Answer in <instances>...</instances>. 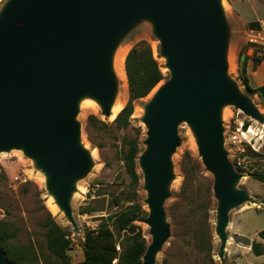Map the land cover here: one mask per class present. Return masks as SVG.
<instances>
[{
  "label": "water",
  "instance_id": "obj_1",
  "mask_svg": "<svg viewBox=\"0 0 264 264\" xmlns=\"http://www.w3.org/2000/svg\"><path fill=\"white\" fill-rule=\"evenodd\" d=\"M144 22L152 26L170 77L145 104L141 118L147 137L138 165L148 213L138 222L152 237L142 264H156L171 237L165 203L183 123L214 179L215 234L223 262L231 212L261 204L239 188L245 176L225 149L223 111L233 107L264 125L260 108L229 76L230 28L223 0H6L0 10V154L17 150L31 159L78 232L71 203L77 183L94 164L82 143L80 106L92 100L102 116L111 117L120 91L115 52ZM0 264H11L1 246Z\"/></svg>",
  "mask_w": 264,
  "mask_h": 264
},
{
  "label": "rangeland",
  "instance_id": "obj_2",
  "mask_svg": "<svg viewBox=\"0 0 264 264\" xmlns=\"http://www.w3.org/2000/svg\"><path fill=\"white\" fill-rule=\"evenodd\" d=\"M6 0L0 3V10ZM242 10L236 11L228 4V0H223L224 11L230 28L229 43V76L238 84L241 91L249 95L264 115V108L261 100L256 95L247 92L246 87L239 77L236 50L238 47H245L244 55L250 48L259 56H263V48L250 43L252 31L260 29V23L264 21V0H244ZM231 2V1H230ZM147 42L155 60L162 67V72L166 77L164 83L170 77L165 68L164 59L160 56V43L153 33L152 26L141 23L133 29L121 42L119 49L129 48V51L139 42ZM155 46V47H154ZM118 77V76H117ZM119 79V78H118ZM119 79V87L121 86ZM153 94L135 103L134 115L131 118V126L121 130L114 124V119H106L101 115V109L96 104V110L90 106H80L77 117L81 125L82 143L91 153L93 167L90 173L77 183V190L72 199V210L74 219L79 231H74L71 224L66 220L60 221L49 209V200L53 198L46 189V178L44 174L35 166V163L25 157L22 151L13 150L10 153L0 154V221L7 220L18 230L13 241L18 245H33L39 253H47L45 230L42 224L51 214L56 222L71 234L73 249L70 251L72 264L80 261L83 252L81 245L84 241L86 229H97L101 224L100 217L107 213H116L120 207H116L113 196L126 195L130 190L129 179L125 173L122 163V155L130 141L138 140L140 150L146 149L144 141L147 129L141 122L144 115V106ZM128 100V89L124 98V104ZM227 117L223 118L224 128L229 133L228 126L234 131L237 120H241L245 125H253L264 131V125L253 121L245 115L239 114L233 107H227ZM95 115L106 126H90L88 117ZM232 117H234L232 119ZM239 117V119H237ZM180 146L172 158L174 167V180L170 187V198L165 203L167 221L171 227V237L164 245L162 251L157 256L156 264H210L205 254L200 253L195 247L193 238L194 228L198 221H204V215L209 211V221L205 222L211 235L214 251L213 259L215 264H264V257H256L250 252L247 244L263 243L259 233L264 231V184L250 177L242 181L239 188L247 190L254 198L260 201V205L246 204L231 212V222L228 228L229 243L225 260L222 262L219 257V239L215 234L217 222V201L213 197L212 186L213 176L204 167L198 154L195 138L187 126L183 123L179 127ZM258 140V137H256ZM256 152L251 148H246V157L251 161L254 172L264 175V140H260L255 145ZM225 149L230 153L229 160L232 161L233 153L228 143ZM186 153H190L193 162L200 164L197 181L193 184L187 195H181L180 190L184 181V158ZM192 164L186 165L189 168ZM138 167L141 177L138 194L141 204L146 213L148 208L144 201L147 193L144 190L143 174ZM97 185V190H93L91 196L88 194L90 187ZM210 192V194H209ZM96 195H99L96 197ZM209 202L211 205H209ZM204 206L201 212L198 207ZM103 207L106 212L96 213L93 216L81 215L82 208L95 209ZM147 217V214L146 216ZM143 229V234L147 244L151 243L152 237L147 225L138 222ZM207 232V231H206Z\"/></svg>",
  "mask_w": 264,
  "mask_h": 264
},
{
  "label": "trees",
  "instance_id": "obj_3",
  "mask_svg": "<svg viewBox=\"0 0 264 264\" xmlns=\"http://www.w3.org/2000/svg\"><path fill=\"white\" fill-rule=\"evenodd\" d=\"M245 47L238 57L239 77L248 93L261 96L264 87L252 88L247 75V62L249 58L244 55ZM252 60L259 65L264 62V55L254 53ZM125 73L128 84V100L122 111L114 120V124L121 130L131 126V118L134 115L135 103L147 98L152 91L164 80L162 67L155 60L152 49L147 42L137 43L128 53L125 59ZM90 126H106L95 115L88 117ZM247 127V124L245 125ZM138 140L130 141L122 155V163L129 179V192L122 196H113L116 207H120L116 213H107L101 216V224L97 229H86L81 249L84 260L78 264H142L143 256L147 250V241L143 229L138 225V220L146 216V211L139 199L138 187L141 177L138 172V159L141 154ZM186 165L192 164L189 168ZM184 181L180 190L181 195H187L193 184L197 181L200 164L192 161L190 153L184 158ZM250 177L264 184V175L253 172ZM97 185L89 189L91 196ZM99 190L95 192L97 194ZM210 194V192H209ZM99 195H96L98 197ZM209 205L211 203L209 202ZM204 206L198 207L201 212ZM104 213L101 208L80 210L81 215L93 216L96 213ZM204 221H198L194 228L193 238L197 250L205 254L210 264H215L213 259L214 245L209 229L205 222L209 221V211L204 215ZM45 230L47 253H39L33 245H18L13 241L17 236V229L7 220L0 221V246L11 264H72L69 254L73 249L71 234L60 226L51 214L42 224ZM207 231V232H206ZM263 243H253L252 253L256 257L264 256V231L259 233ZM119 246L120 251H118ZM166 262L164 261V264Z\"/></svg>",
  "mask_w": 264,
  "mask_h": 264
},
{
  "label": "built area",
  "instance_id": "obj_4",
  "mask_svg": "<svg viewBox=\"0 0 264 264\" xmlns=\"http://www.w3.org/2000/svg\"><path fill=\"white\" fill-rule=\"evenodd\" d=\"M252 38L250 43L253 45H259L264 51V21L260 23V29L257 31H252ZM242 114L241 112L238 113ZM243 115V114H242ZM234 117H232L233 119ZM239 119V117H237ZM236 127L234 131L230 130L228 126L229 133L226 135V143L231 147V153H233L232 164L234 165L236 171L248 177L254 172L251 161L246 157V148L251 147L255 152V145L264 140V131L255 128L253 125H247L241 120H237L235 123ZM226 134V133H225ZM258 137V140H256ZM118 251H120L119 246H117Z\"/></svg>",
  "mask_w": 264,
  "mask_h": 264
},
{
  "label": "bare ground",
  "instance_id": "obj_5",
  "mask_svg": "<svg viewBox=\"0 0 264 264\" xmlns=\"http://www.w3.org/2000/svg\"><path fill=\"white\" fill-rule=\"evenodd\" d=\"M1 1L2 0H0V3ZM128 53H129V48L124 47L123 49H118L114 55V59H113L114 71L116 72L122 85L120 86L119 94L116 97L115 103L112 107V115L109 118L110 120L115 119L125 106L124 98L126 96V91L128 89L127 78H126V73H125V59ZM161 84L162 82L152 91L151 94H154V92L158 89V87ZM81 105H85V107L90 106L92 109L94 108L96 110V103L92 100L86 99L81 103ZM227 114H228V111L225 109L223 111V118L227 117ZM246 179L247 177L243 178L244 181ZM48 202H49L48 206L52 214L55 215L60 221H63L65 219L63 212L60 211L59 207L54 203L52 199H50Z\"/></svg>",
  "mask_w": 264,
  "mask_h": 264
},
{
  "label": "crops",
  "instance_id": "obj_6",
  "mask_svg": "<svg viewBox=\"0 0 264 264\" xmlns=\"http://www.w3.org/2000/svg\"><path fill=\"white\" fill-rule=\"evenodd\" d=\"M244 2H245L244 0H228V4L230 5V7H232L233 9L239 12L244 7V4H245ZM242 48L243 47H238V49L236 50L235 55L237 59V64H238V57H239V54ZM253 55H254L253 48H250L247 52V57L249 58L247 62V75H248L250 86L256 89V88L264 87V62H262L259 65L255 64L254 61L252 60ZM256 96L259 100H261L263 104V108H264V91L262 92L261 96L259 95H256ZM230 222H231V215H230ZM258 243H261V242H258ZM252 244L249 243L246 245V247L249 248L251 253H252ZM227 250H228V247H227ZM260 257H264V256H260ZM83 260H84V257L82 256L80 261L76 262L75 264H78L82 262Z\"/></svg>",
  "mask_w": 264,
  "mask_h": 264
}]
</instances>
